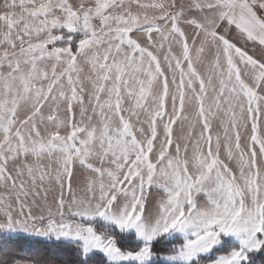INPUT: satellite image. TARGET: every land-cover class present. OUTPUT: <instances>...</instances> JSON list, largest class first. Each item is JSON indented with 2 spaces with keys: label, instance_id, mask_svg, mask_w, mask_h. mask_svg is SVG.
Returning <instances> with one entry per match:
<instances>
[{
  "label": "snow or ice",
  "instance_id": "1",
  "mask_svg": "<svg viewBox=\"0 0 264 264\" xmlns=\"http://www.w3.org/2000/svg\"><path fill=\"white\" fill-rule=\"evenodd\" d=\"M233 27L264 49V0H3L0 236L63 240L72 264H257L264 59Z\"/></svg>",
  "mask_w": 264,
  "mask_h": 264
},
{
  "label": "trees",
  "instance_id": "2",
  "mask_svg": "<svg viewBox=\"0 0 264 264\" xmlns=\"http://www.w3.org/2000/svg\"><path fill=\"white\" fill-rule=\"evenodd\" d=\"M0 264L25 261L29 264H72L74 259L71 247L66 242L30 239L16 236L10 241H0ZM125 248L134 244H125ZM172 247L171 244L159 243L156 251L161 252ZM257 264H264V257H257Z\"/></svg>",
  "mask_w": 264,
  "mask_h": 264
},
{
  "label": "rangeland",
  "instance_id": "3",
  "mask_svg": "<svg viewBox=\"0 0 264 264\" xmlns=\"http://www.w3.org/2000/svg\"><path fill=\"white\" fill-rule=\"evenodd\" d=\"M146 2H147V0H146ZM2 3H3V0H0V4H2ZM140 35L143 36V34H140ZM140 42L142 44L146 43L143 39H141ZM81 64H82V67L84 68V72L82 73V76L87 75L88 74V66L83 64V61H81ZM84 86L87 90H90V85L87 82H85ZM127 106H128V104L126 102L125 107H127ZM61 115H62V113H61ZM212 130H213L214 135L220 131L218 120L213 121V129ZM182 131L183 132L187 131V124L186 123L182 124L181 122H177V124L174 125V137L179 138V136L182 134ZM161 132H162V128H161ZM221 135H222V133H221ZM249 135H250V130H248V129L242 130L241 129V137H242L241 144H242V146L247 144L248 141L244 140V138L249 137ZM257 152H258V148H257ZM45 163H47V161H45ZM87 175L88 174L84 170H82L79 166H76L75 167V174L73 177V187L76 188L78 185H82V183H83V181ZM161 196H162V193H160L159 190L154 189L152 191V200H154V201L159 200L161 198ZM205 199H206V197H205L204 193H200L197 195V203L198 204L202 205L204 203ZM45 215H46V213H45ZM18 236H25V237H28L30 239L48 240V241L52 240L55 242H59V241L55 240L54 238L53 239H47V238H43V237L29 236V235H25V234H19ZM2 238H4V237L0 236V241ZM61 241L65 242L63 240H61ZM11 264H29V263H27L25 261H15Z\"/></svg>",
  "mask_w": 264,
  "mask_h": 264
},
{
  "label": "crops",
  "instance_id": "4",
  "mask_svg": "<svg viewBox=\"0 0 264 264\" xmlns=\"http://www.w3.org/2000/svg\"><path fill=\"white\" fill-rule=\"evenodd\" d=\"M188 0L185 1L187 3ZM184 30L187 34H191L192 29L189 26H183ZM227 38L235 43L238 47L245 49L252 54L257 59H264V49H262L258 44H254L252 42H245V40L237 33V30L233 27L229 33H227ZM193 57L195 58V52H193ZM213 59V52L206 51L201 57V63L196 64L197 70L204 75L205 77L211 71V61ZM163 63V62H162ZM262 115L260 119V127L264 130V104H262ZM242 130H250V125L247 129L241 128ZM248 138H244V140L248 141ZM76 166H79L78 164Z\"/></svg>",
  "mask_w": 264,
  "mask_h": 264
}]
</instances>
